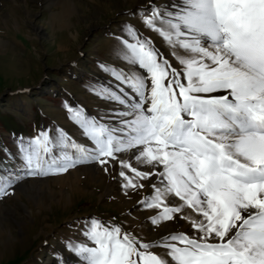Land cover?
<instances>
[{
  "label": "snow or ice",
  "instance_id": "6c2138e0",
  "mask_svg": "<svg viewBox=\"0 0 264 264\" xmlns=\"http://www.w3.org/2000/svg\"><path fill=\"white\" fill-rule=\"evenodd\" d=\"M142 23L176 63L125 25L118 59L130 70L104 65L115 87L95 92L117 107L105 122L66 106L90 146L41 131L19 148L29 175L116 162L123 189L148 181L153 225H190L145 241L89 217L83 242L67 245L79 264H264V0H175ZM11 186L0 176V196Z\"/></svg>",
  "mask_w": 264,
  "mask_h": 264
},
{
  "label": "rangeland",
  "instance_id": "374dc122",
  "mask_svg": "<svg viewBox=\"0 0 264 264\" xmlns=\"http://www.w3.org/2000/svg\"><path fill=\"white\" fill-rule=\"evenodd\" d=\"M58 1L0 0V176L12 181L0 196V264H79L67 245L83 242L89 217L145 241L154 234L159 239L167 223L171 233L191 231L185 220L180 228L178 218L153 225L156 212L140 204L151 192L148 181L142 189H123L116 162L108 172L84 163L63 174L29 175L19 148L41 131L90 146L66 106L105 122L117 107L95 92L101 85L115 87L104 65L130 70L118 59L125 25L150 37L176 63L165 42L142 23L144 9L163 10L175 0H72L76 9L63 29L53 19L62 11ZM154 251L164 255L163 249Z\"/></svg>",
  "mask_w": 264,
  "mask_h": 264
},
{
  "label": "bare ground",
  "instance_id": "6f19581e",
  "mask_svg": "<svg viewBox=\"0 0 264 264\" xmlns=\"http://www.w3.org/2000/svg\"><path fill=\"white\" fill-rule=\"evenodd\" d=\"M138 1L142 2L145 0H138ZM58 3L60 4L62 11L58 14H54L53 19H54V23H56V26L59 29H63L62 27L67 24L68 15L71 13V11H74L76 7L72 0H59ZM180 224H181L180 228L184 229L185 223L183 222V220L180 222ZM167 227H170V223H167L164 225L165 231L161 233L162 235H167L172 232L171 228L168 229ZM153 239H158V235L157 234L152 235L150 237V240H153Z\"/></svg>",
  "mask_w": 264,
  "mask_h": 264
}]
</instances>
